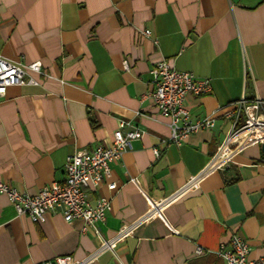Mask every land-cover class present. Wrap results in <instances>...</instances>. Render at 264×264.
<instances>
[{
    "label": "crops",
    "instance_id": "obj_1",
    "mask_svg": "<svg viewBox=\"0 0 264 264\" xmlns=\"http://www.w3.org/2000/svg\"><path fill=\"white\" fill-rule=\"evenodd\" d=\"M0 53L41 62L39 72L27 70L36 84L10 86L0 100V178L20 191L63 182L66 156L108 144L119 121L143 131L89 188L91 201H110L101 236H123L84 264H223L218 250L234 232L251 258L264 255L261 143L234 140L210 167L230 130L227 104L264 102V0H0ZM161 60L210 78L208 93L185 102L194 117L213 114L214 126L180 144L163 143L169 119L146 96ZM146 197L167 200L164 220ZM98 243L80 218L46 212L32 222L0 193V264L82 260Z\"/></svg>",
    "mask_w": 264,
    "mask_h": 264
},
{
    "label": "built area",
    "instance_id": "obj_2",
    "mask_svg": "<svg viewBox=\"0 0 264 264\" xmlns=\"http://www.w3.org/2000/svg\"><path fill=\"white\" fill-rule=\"evenodd\" d=\"M142 34L148 36L150 30L144 29ZM123 68L128 69L125 61ZM27 70L39 72L41 62L37 60L30 63L13 62L0 53V100L10 86L37 83L27 74ZM149 72L151 88L146 96L150 97L160 113L169 119L170 136L167 141H163L164 144L169 142L180 144L190 133L213 128L215 123L213 114L194 117L185 102L187 94L200 96L208 93L211 90L210 78L197 77L192 72L174 69L166 60L157 62ZM223 114L230 119L231 126L224 140L225 144L221 146L223 151L220 160L213 159L210 167L219 164L226 155L227 147L236 144L233 143L234 140H239L238 145L264 142V102L261 99L242 97L228 103ZM142 133L140 128L133 127L130 122L119 121L108 144H99L68 154L64 162V181L52 182L35 194L20 191L0 178V193L9 198L19 215H27L32 222L42 221L46 212H60L65 220L80 218L92 227L99 240L96 249L82 260L74 259L71 255H58L35 264H84L102 250L112 248L115 241L123 236V230L111 239H104L101 236L97 224L105 220L110 201L105 196H98L91 201L89 188L90 186L97 188L109 177L110 164L120 159L125 150L131 149L132 141L140 138ZM152 151L155 155L159 153L157 148H152ZM131 181L143 195H146L136 178H131ZM107 187L112 190L116 183L108 181ZM147 199L152 214L164 220L163 206L167 200L156 202ZM201 251L200 248L196 250L197 253ZM249 254V244L238 232L232 233L228 244L222 245L218 250L223 264H264V255L251 258Z\"/></svg>",
    "mask_w": 264,
    "mask_h": 264
},
{
    "label": "rangeland",
    "instance_id": "obj_3",
    "mask_svg": "<svg viewBox=\"0 0 264 264\" xmlns=\"http://www.w3.org/2000/svg\"><path fill=\"white\" fill-rule=\"evenodd\" d=\"M226 150H228V147H227ZM222 151H223V148H220L219 151H218V152L215 154V156H214V161H218V160H220V158H221V154H222Z\"/></svg>",
    "mask_w": 264,
    "mask_h": 264
},
{
    "label": "water",
    "instance_id": "obj_4",
    "mask_svg": "<svg viewBox=\"0 0 264 264\" xmlns=\"http://www.w3.org/2000/svg\"><path fill=\"white\" fill-rule=\"evenodd\" d=\"M260 148H261V151L264 153V142H261Z\"/></svg>",
    "mask_w": 264,
    "mask_h": 264
}]
</instances>
